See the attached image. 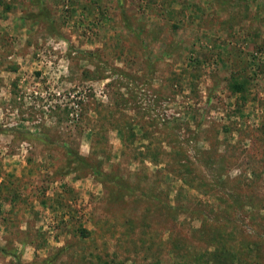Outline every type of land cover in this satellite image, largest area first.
I'll list each match as a JSON object with an SVG mask.
<instances>
[{
	"label": "rangeland",
	"instance_id": "obj_1",
	"mask_svg": "<svg viewBox=\"0 0 264 264\" xmlns=\"http://www.w3.org/2000/svg\"><path fill=\"white\" fill-rule=\"evenodd\" d=\"M0 264H264V0H0Z\"/></svg>",
	"mask_w": 264,
	"mask_h": 264
},
{
	"label": "trees",
	"instance_id": "obj_2",
	"mask_svg": "<svg viewBox=\"0 0 264 264\" xmlns=\"http://www.w3.org/2000/svg\"><path fill=\"white\" fill-rule=\"evenodd\" d=\"M235 79H236V78H233V79H232L233 82L230 83V85L232 86L231 88H232L233 92L238 91V90H240V88H241V86L238 85V84L240 83V81H237V80H235ZM237 79H241V77H237ZM234 80H235V81H234Z\"/></svg>",
	"mask_w": 264,
	"mask_h": 264
}]
</instances>
